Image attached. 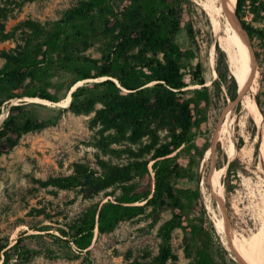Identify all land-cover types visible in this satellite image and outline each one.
<instances>
[{
    "label": "trees",
    "instance_id": "16d2710c",
    "mask_svg": "<svg viewBox=\"0 0 264 264\" xmlns=\"http://www.w3.org/2000/svg\"><path fill=\"white\" fill-rule=\"evenodd\" d=\"M244 2L236 0V14ZM194 6L197 7L192 0H121L120 7L115 0H80L49 29L31 26L40 36L33 47L25 42L0 50L4 59L0 67V116L3 102L14 97L56 103L65 99L77 82L104 77L77 86L70 93L68 109L77 115L94 112L91 122L100 126L96 141L101 147L147 140L140 143L132 160L108 173L95 175L89 168L80 167L70 175L46 181L61 189L80 186L87 198L111 185L120 188L116 196L104 194L90 202L78 219L56 226L58 235L44 233L59 248L71 251L74 246L78 253H87L95 234L110 233L120 222L135 216L156 220L162 211H168L170 218L161 226L162 246L158 253L147 263L132 264L176 260L170 244L175 228L182 231L183 253L191 258L190 264H237L210 222L197 184L199 164L211 142L209 137H196L192 132L208 103L190 16ZM201 14L206 17L203 10ZM237 20L241 28L236 26L237 32L244 41L264 52V32ZM101 37L108 39L107 52L99 58L81 54L91 41ZM59 74L63 79L56 81ZM27 80L21 94L12 92ZM233 83L236 88L234 79ZM28 105L19 101L6 107L8 113L0 124V156L9 153L23 134L46 126L47 122L37 117L22 115ZM163 132L161 137L159 133ZM148 166L152 182L139 186L133 177L148 172ZM192 174L195 185L175 187L177 180ZM48 227L33 225L32 229L47 231ZM28 236L21 232L13 244L7 240L0 243V264L29 261L37 252L26 247Z\"/></svg>",
    "mask_w": 264,
    "mask_h": 264
},
{
    "label": "rangeland",
    "instance_id": "374dc122",
    "mask_svg": "<svg viewBox=\"0 0 264 264\" xmlns=\"http://www.w3.org/2000/svg\"><path fill=\"white\" fill-rule=\"evenodd\" d=\"M79 1L0 0V50H10L18 45H24L25 42L29 44V48L33 47L40 40V36L33 32L31 26L35 25L42 30L49 29L62 17L65 10L76 6ZM192 1L197 7L190 8V16L196 30L195 39L203 66L204 85L208 91V103L199 114L198 123L192 132L196 137H209L212 144V136L219 123H228L229 132H231L229 135L234 140L237 151L234 159L228 163L230 170L227 167L220 179L224 186L225 216L232 225L243 223L251 226L253 219L261 224L264 221V171H260L257 167L261 154L259 129L240 99L246 89L238 91L237 83L235 88L234 77L229 71L228 57L218 45L215 47L214 33L208 18L201 14L202 9L196 0ZM115 3L117 7L121 6V0H115ZM237 18L264 32V0L254 2L245 0L238 14L234 10L233 21L236 26H238L235 20ZM245 45L252 68L256 66L255 69L253 68L256 71L254 84L250 80L247 85L248 89L254 87L255 90L254 93L251 91L248 93L256 99V110L259 114L257 118L263 124L264 52L259 46L253 48L249 41L245 40ZM108 50V39L101 37L96 41H91L90 45L82 49L81 54L99 58ZM213 55L214 64L212 65ZM3 63L4 59L0 57V67ZM62 79V74L55 76L56 81ZM92 81L96 80H86L82 84ZM27 82L28 80L23 85L14 88L12 92L21 94ZM192 87L200 88L201 86ZM34 99L26 96L14 97L4 101L1 106L3 113L6 107L17 104L19 101H25L30 105L22 110V115L37 117L38 120L47 123L41 129L23 134L18 144L9 153L0 156V243L7 240L9 244H13L21 232L30 235L25 239L26 247L37 253L33 254L25 264L149 262L162 246L160 230L164 222L170 218L168 211H162L156 220L146 215L135 216L120 222L110 233L99 236L95 234L87 253H78L74 246L71 251L59 248L56 243L52 242V237L44 235L46 232L58 235L56 226H62L65 222L78 219L90 202L96 201L104 194L116 196L120 193L117 185H111L92 198H87L80 186L73 189L57 188L46 184L49 178L70 175L80 167L89 168L94 171L95 175L108 173L132 160L140 143L144 144L147 140L142 138L135 143L122 141L101 147L96 141L100 126L93 125L91 122L94 112L77 115L70 111L68 106ZM99 106L100 104L96 107ZM164 133H159V135L163 137ZM225 155L221 143L218 142L208 158L202 163L203 155L200 161L197 184L204 207L205 198L209 200L212 207L216 204L210 178L214 170L221 168L227 162ZM202 172L203 184H201ZM152 179L153 173L150 166H148V172L133 177L139 186L148 185ZM195 184V177L192 174L177 180L175 187L185 189ZM215 189L217 193L219 185L215 186ZM107 198H113V196L108 195ZM242 209L243 211H240ZM206 213L210 220L207 210ZM261 218L263 221L260 220ZM33 225H48L49 229L36 231L32 229ZM170 244L177 259H169L166 264L191 263V258L183 253L182 231L179 228L171 232ZM191 249L192 246H190Z\"/></svg>",
    "mask_w": 264,
    "mask_h": 264
},
{
    "label": "bare ground",
    "instance_id": "6f19581e",
    "mask_svg": "<svg viewBox=\"0 0 264 264\" xmlns=\"http://www.w3.org/2000/svg\"><path fill=\"white\" fill-rule=\"evenodd\" d=\"M196 2L200 6V8L205 12L212 26V30H213L212 32L214 33L215 44L218 45L220 50L224 52L226 57H228L229 71L237 83V87H238L237 90L239 91L241 89H246L245 93L241 95L242 98L240 99L242 100L243 107L247 109V111L254 118L258 126L259 138L261 141V150H260L261 154L259 156L258 163L257 162L256 163L258 169L260 171H264V126H263L264 123L262 124V122H260L257 118L258 112L256 110L257 102L255 97L253 98L252 94L250 96L248 93L249 91L254 93L255 88L254 87L252 89L247 88V85L250 80L251 83L254 84L256 77V71H254V69L256 66L253 67L254 69L252 68L251 61L248 56V52L246 50L245 41L242 39L241 34L237 32L236 25L234 24L233 21V14L236 7L235 6L236 0H196ZM211 63L212 65L214 64V55L211 60ZM102 79H104V77H100L94 80L99 81ZM86 80L77 82L74 85V87L70 89L69 93L67 94V97L64 100L56 102L54 104L68 106L69 99L71 98L70 93L74 90V88L81 85ZM34 100H39L42 102L47 101L39 98H35ZM6 114H7V109L0 116L1 122L6 117ZM225 114L227 115L228 113ZM229 133L231 134V132H229L228 123L227 122L225 124L219 123L218 127L215 129L213 133L212 144L208 147V149L204 153L203 160L201 161L203 163L208 158V155L211 154L213 149L215 148L216 143L218 142L221 143L223 152L226 154L225 156H227V162L221 168L214 170L213 175L210 178L212 191L213 193H215L216 204L214 205V207H212L209 203V200L205 198L204 199L205 207L206 210L209 212L210 220L217 231L218 237L222 245L228 251L230 257L237 264H264V221L262 220V218L260 219L263 221L261 224H259V221H256V219L252 218L253 224L251 226H247L244 225L243 223L240 225H232L229 223V221L225 216L226 206H225V199L223 194L224 186L220 182V179H221V175L225 173V171L227 170L228 163L232 160L236 152V145L234 143V140L231 139ZM203 183H204V177L202 172L201 184ZM218 185H219V189L218 192L216 193L215 186ZM240 211H243V209Z\"/></svg>",
    "mask_w": 264,
    "mask_h": 264
},
{
    "label": "water",
    "instance_id": "95a60500",
    "mask_svg": "<svg viewBox=\"0 0 264 264\" xmlns=\"http://www.w3.org/2000/svg\"><path fill=\"white\" fill-rule=\"evenodd\" d=\"M234 18H235V16H234ZM236 20V24L239 26V23H238V20L237 19H235ZM239 28H240V26H239ZM241 29V28H240ZM71 99V98H70ZM7 113H8V108H7ZM0 124H1V121H0ZM97 231V230H96Z\"/></svg>",
    "mask_w": 264,
    "mask_h": 264
}]
</instances>
